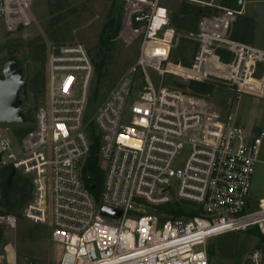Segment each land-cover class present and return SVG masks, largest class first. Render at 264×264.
Returning <instances> with one entry per match:
<instances>
[{
	"label": "built area",
	"instance_id": "built-area-1",
	"mask_svg": "<svg viewBox=\"0 0 264 264\" xmlns=\"http://www.w3.org/2000/svg\"><path fill=\"white\" fill-rule=\"evenodd\" d=\"M30 1L0 0V18L21 17ZM124 1L125 29L141 33L134 65L87 120L93 64L85 47L48 45L47 105L18 145L2 126L0 165L32 183L22 217L50 224V240L61 248L57 264H208L209 238L250 229L264 235V198L250 203L254 168L264 164V129L231 115L218 121L194 92L154 87L147 69L262 94V82L252 75L264 50L228 35L240 12L222 7L187 35L197 47L184 66L170 61L177 32L162 0ZM90 128L105 173L97 195L82 177ZM171 204L160 213L147 211ZM103 207L120 214H104ZM3 222L13 228L16 218ZM0 264H19L13 248L0 253Z\"/></svg>",
	"mask_w": 264,
	"mask_h": 264
},
{
	"label": "rangeland",
	"instance_id": "rangeland-1",
	"mask_svg": "<svg viewBox=\"0 0 264 264\" xmlns=\"http://www.w3.org/2000/svg\"><path fill=\"white\" fill-rule=\"evenodd\" d=\"M162 2L169 9L173 26L184 25L175 28L177 38L170 50V61H179L184 66L192 62L197 44L187 35L199 30L203 17L212 19L222 7L240 12L231 19L228 35L264 49V0H162ZM125 6L124 0H31L21 17L15 15L0 18V76L4 62L7 59H15L16 67L22 70L26 82L28 99L26 122L5 124L9 129L7 135L12 137L16 145L33 127L38 108L47 105L48 79L45 53L48 45L79 43L85 47L93 64L85 113L87 120L119 77L134 65L139 54L141 33L125 29V22L128 20ZM183 8L191 13H181ZM194 9H200L201 14L193 13ZM109 14L119 16L120 27L117 34L107 41L108 49H104L103 41L107 38L105 23ZM221 58L228 61L230 55L224 53ZM102 62L104 64L98 74L94 70V63ZM147 74L154 87L194 92L205 100L220 122L225 116L231 115L237 123L246 127L264 129V62L257 63L252 75V78L262 82V94L240 92L237 84H227L213 78L200 81L212 86L211 89H205L207 92L205 90L196 92L189 87L193 80L170 73L158 74L154 69H147ZM135 75L138 79L137 71ZM253 82L252 79L247 80L248 84ZM3 125L0 123V129ZM97 166L98 194L105 173L99 160ZM10 172L9 168L0 165V253H7L13 248L19 264H57L61 248L50 240V224L33 223L22 217L25 204L30 201L33 194L32 183L25 176L16 173L7 185ZM23 179H26V183ZM4 193L6 197L3 199ZM250 195L253 200L264 197L262 163H257L254 168ZM48 207L50 210V202ZM172 208L173 204L161 206L159 211L151 209L147 211L160 213ZM7 215L15 216V227L9 228L3 222ZM242 234L240 232V235ZM211 239L213 237L207 240V248Z\"/></svg>",
	"mask_w": 264,
	"mask_h": 264
},
{
	"label": "crops",
	"instance_id": "crops-1",
	"mask_svg": "<svg viewBox=\"0 0 264 264\" xmlns=\"http://www.w3.org/2000/svg\"><path fill=\"white\" fill-rule=\"evenodd\" d=\"M257 201L258 199L253 200L250 195L252 207L256 206ZM241 233L243 234L224 232L208 241V264H264V235L256 229ZM255 252H257L256 259L252 257Z\"/></svg>",
	"mask_w": 264,
	"mask_h": 264
},
{
	"label": "water",
	"instance_id": "water-1",
	"mask_svg": "<svg viewBox=\"0 0 264 264\" xmlns=\"http://www.w3.org/2000/svg\"><path fill=\"white\" fill-rule=\"evenodd\" d=\"M17 62L15 59H7L3 66L0 76V123L2 124H18L25 123L26 117L24 111L27 106L26 97V82L23 79L22 70L16 68ZM22 96L23 105H19V96ZM14 176V171L11 170L7 185ZM96 185H91L90 190H95ZM101 212L112 216H119V211L109 208H101ZM32 264V263H31Z\"/></svg>",
	"mask_w": 264,
	"mask_h": 264
},
{
	"label": "trees",
	"instance_id": "trees-1",
	"mask_svg": "<svg viewBox=\"0 0 264 264\" xmlns=\"http://www.w3.org/2000/svg\"><path fill=\"white\" fill-rule=\"evenodd\" d=\"M233 6H235V3L233 4ZM192 12L195 13L196 15H200L202 11L200 9H194V10H192ZM181 13L186 14V13H191V12H187V10L183 8L181 10ZM170 23H171V21H170ZM171 25L173 26L172 23H171ZM180 26H184V25L178 24V25L173 26V27L179 28ZM105 27H106L105 33H106L107 38H106V41H103V46H104V49H108L107 41L110 38H112L114 35L117 34V31L119 30V27H120L119 16L109 14L107 17L106 23H105ZM103 64H104L103 62L99 63V64L94 63V70L98 74L100 73V69H101V66ZM189 87H190V89H192V91H196V92H200V91H203L205 89L209 90L212 88V86H210V85H207V84H204L201 82H195V81L192 82ZM89 134H90V138H91V146H90V151L88 154L89 156L86 158L85 165H84L83 170H82V177H83L84 183L89 188L91 185H96V188H95V190H93V193L95 195H97V192H96V189L98 187L97 179L99 178V167L97 166L99 144H98L97 136L94 135L93 128L89 129ZM9 170L11 171L10 168H9ZM23 181L26 183V179H23ZM5 194L6 193H4L2 195L3 199L6 197ZM0 239H1V231H0Z\"/></svg>",
	"mask_w": 264,
	"mask_h": 264
},
{
	"label": "flooded vegetation",
	"instance_id": "flooded-vegetation-1",
	"mask_svg": "<svg viewBox=\"0 0 264 264\" xmlns=\"http://www.w3.org/2000/svg\"><path fill=\"white\" fill-rule=\"evenodd\" d=\"M17 68V67H16ZM27 93V92H26ZM26 97H27V94H26ZM28 100V99H27ZM19 101H20V104L19 105H23L24 104V101H23V99H22V96L21 97H19ZM27 105H28V102H27ZM26 108H27V106H26ZM25 111H26V109H25ZM25 111H24V114H25Z\"/></svg>",
	"mask_w": 264,
	"mask_h": 264
}]
</instances>
